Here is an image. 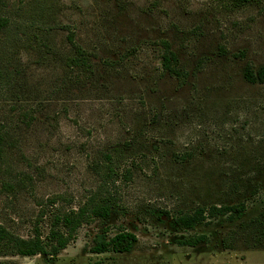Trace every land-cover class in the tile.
Masks as SVG:
<instances>
[{
    "label": "rangeland",
    "instance_id": "374dc122",
    "mask_svg": "<svg viewBox=\"0 0 264 264\" xmlns=\"http://www.w3.org/2000/svg\"><path fill=\"white\" fill-rule=\"evenodd\" d=\"M230 2L56 0V54L21 45L16 55L31 124L19 126L20 106L0 101V127L16 129L11 167L0 170V225L45 236L54 213L94 193L119 207L80 227L55 260L8 254L0 264H264V83L245 78L247 64L264 66V0ZM18 3L9 0L12 11ZM71 33L94 74L66 65ZM162 40L184 81L163 70ZM240 202L246 210L233 221L173 223ZM123 229L138 236L130 252H91L98 234ZM195 234L209 240L180 245Z\"/></svg>",
    "mask_w": 264,
    "mask_h": 264
},
{
    "label": "trees",
    "instance_id": "16d2710c",
    "mask_svg": "<svg viewBox=\"0 0 264 264\" xmlns=\"http://www.w3.org/2000/svg\"><path fill=\"white\" fill-rule=\"evenodd\" d=\"M261 1L231 0L230 3L231 7L239 9L260 4ZM55 5L56 0H19L17 8L12 11L9 0H0V101L12 103L11 106L15 110H18L16 106H20L23 111L18 117L19 126L23 122L31 124L34 115L31 109L22 105L25 101L21 97L24 88L21 77L22 68L16 55L21 45L33 48L44 57L56 54L55 46L52 45V32L56 28ZM68 37L72 47L65 57L66 65L71 69L94 74L95 67L91 55L75 42L72 33ZM161 43L163 45L161 56L163 70L184 81L188 73L182 66L177 52L168 40H162ZM245 78L250 83H264V66L255 70L252 64H247ZM15 135V128L0 127V170L11 167L9 156L10 149L15 145ZM108 168L112 173L115 171L111 162ZM118 207L117 199L111 194L100 196L99 193H94L77 210H59L54 213L50 230L45 236L40 228H37L33 235L23 237L0 225V256L42 254L49 260H55L75 240L80 227L95 218L108 219ZM246 207L244 202L232 205L202 206L193 212H182L174 218L173 223L186 229H194L199 224H208L223 215L233 221L243 214ZM256 220L261 219L259 217L253 221ZM261 224L264 229V222ZM137 240V234L126 229L111 237L108 236V230H104L96 236L91 252L118 254L130 252ZM208 240L209 236L206 234H195L180 239L179 243L180 245L197 246Z\"/></svg>",
    "mask_w": 264,
    "mask_h": 264
}]
</instances>
